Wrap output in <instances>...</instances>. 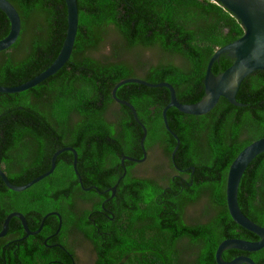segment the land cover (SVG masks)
Returning a JSON list of instances; mask_svg holds the SVG:
<instances>
[{
	"label": "trees",
	"instance_id": "16d2710c",
	"mask_svg": "<svg viewBox=\"0 0 264 264\" xmlns=\"http://www.w3.org/2000/svg\"><path fill=\"white\" fill-rule=\"evenodd\" d=\"M8 1L19 12L21 29L17 40L0 51V85L16 86L45 70L57 56L65 38L67 9L64 0ZM77 5L78 29L68 61L27 90L0 92V168L12 183L24 184L46 171L56 149L70 146L77 152L83 185L95 188H81L73 154L63 151L53 176L64 181L48 184L43 178L16 192L0 178V227L6 215L16 210L14 197L35 191L67 198L59 205L64 229L75 219L67 208L72 202L67 196L75 188L84 202L92 204L81 209L80 230L95 252L94 264H217L215 250L222 240H257L231 218L225 189L231 162L245 146L264 136V71L242 80L236 94L241 105L220 97L202 115L170 107L167 121L179 138L173 158L177 143L162 118L168 89L135 82L117 88L116 96L134 106L146 127L145 149L156 147L165 158L166 164L157 162L158 169L165 171L163 183L159 177L134 175L137 163L128 160L121 177L124 155L142 157L143 132L131 110L111 94L120 80L138 77L151 83L166 81L180 102H197L204 95L210 57L243 34L239 20L215 0H77ZM9 28L0 10V39ZM110 30L116 34L113 39ZM104 45H110L109 54L90 53ZM138 49H157L161 58L156 63L125 58ZM231 63L227 54H221L212 72L219 74ZM54 134L60 140L57 147L48 149ZM15 166H22L29 176L12 173ZM114 185L111 197L107 189ZM201 200L204 220L187 223L183 218L187 208ZM42 202L46 204V198ZM103 202L108 213L95 226L88 217ZM238 204L248 218L264 224V151L253 158L240 179ZM15 221L9 223L12 228ZM240 254L264 264V247L251 252L227 249L222 257L230 260ZM1 255H7L10 264L8 252Z\"/></svg>",
	"mask_w": 264,
	"mask_h": 264
},
{
	"label": "water",
	"instance_id": "95a60500",
	"mask_svg": "<svg viewBox=\"0 0 264 264\" xmlns=\"http://www.w3.org/2000/svg\"><path fill=\"white\" fill-rule=\"evenodd\" d=\"M220 3L222 6L227 8L236 18L239 20L242 28L243 34L236 40L218 48L213 55L210 57L206 71L204 75V95L200 100L194 103H183L180 102L176 97V92L172 84L161 81L157 83H151L142 78L138 77H129L117 82L111 91L113 99L125 106H127L133 115L135 121L142 128V136L140 139V146L142 148V157L135 158L131 156L124 155L121 159L124 172L121 175L123 177L126 173V168L124 165V160L132 162H142L147 157V150L144 146V140L147 134L145 125L140 121L137 116L136 109L134 106L119 97L116 96V90L119 86L128 82H135L149 87H165L169 91V100L165 107L162 109V118L163 123L167 131L176 140V146L174 147L171 156L174 157V153L178 148L179 138L178 136L170 129L167 121V110L170 107H175L180 112L191 115H202L209 112L218 102L220 97L226 98L229 102L234 105H241L236 100V94L239 90L242 80L249 74L262 70L264 71V0H215ZM66 9H67V27L65 38L63 40L62 46L52 61V63L42 72L34 76L32 79L27 80L16 86H3L0 85V92L3 93H15L27 90L40 82H42L47 77L55 74L69 59L76 34L78 29V5L77 0H64ZM0 10L6 15L10 28L8 34L0 39V51L10 47L18 38L20 29H21V18L16 7L8 0H0ZM221 54H227V56L232 59V63L225 70L219 74H214L212 72L213 63L220 57ZM69 150L73 153V169L76 175L79 178V183L84 190H88L91 187H84L81 181L80 174L77 169V152L72 147H64L54 152L51 157L50 168L33 179L29 180L24 184H14L12 183L6 173L0 168V178L4 184L13 191L20 192L33 184L37 183L41 179L45 178L51 172H53L56 166V157L63 151ZM264 151V136L254 140L247 146H245L231 162L226 179V203L229 214L234 222L243 228L254 233L258 239L257 240H246L241 238H226L222 240L216 250H215V261L217 264H256L255 261L245 255L240 254L235 256L230 260H225L222 257L223 251L227 249H238L241 251L251 252L257 251L264 247V224L259 225L248 218L240 209L238 204V186L240 179L255 156ZM173 160V159H172ZM120 177V178H121ZM119 178V179H120ZM118 179V181H119ZM111 191V197L114 196L116 191V185L107 189ZM54 214V212L47 213L39 226L35 231L38 232L46 217ZM59 216V228L61 226V217ZM12 217H18L21 219L23 226L28 230L25 217L19 212H10L2 224L0 230V236L5 235L8 230L9 222ZM58 228V229H59Z\"/></svg>",
	"mask_w": 264,
	"mask_h": 264
},
{
	"label": "flooded vegetation",
	"instance_id": "af4514ba",
	"mask_svg": "<svg viewBox=\"0 0 264 264\" xmlns=\"http://www.w3.org/2000/svg\"><path fill=\"white\" fill-rule=\"evenodd\" d=\"M50 132L54 133V131H50ZM48 140L49 142L52 143L51 146H48V149H51L52 147L54 148L57 147V143L59 142L60 139L56 134H54ZM65 147H70V146H65ZM59 149H56L54 152L58 151ZM148 152L149 151H147V155ZM49 160L51 164V158ZM135 163L138 164L141 162H135ZM46 164H47V160H46ZM49 168L50 166L46 168V170H48ZM22 169H23L22 166L21 167L15 166L11 169V172L15 174H19L18 176H20V178L28 177L29 173L21 171ZM177 170H179V172H182L184 169L177 168ZM53 172H51L49 175L45 177L46 183L51 184L58 181H64L60 177L53 176ZM133 174L136 176L138 175L135 170L133 171ZM176 174L177 173L173 175ZM76 178L77 181L79 182L78 176ZM68 183L75 184V181L74 179H68ZM84 187H91V186H84ZM90 189L92 188H89L88 190H84V189L83 190L89 191ZM72 190L73 191L71 197L67 196L69 199L72 200V202L67 203L68 205L67 208L69 210L70 215L71 214L75 215V219L70 220V225L66 226L64 229H62L63 216L59 211V205L61 204L63 199H67L66 197L50 196L47 192H43L40 194V193H35V191H30L28 194H25L23 196L16 195L14 197L13 201L16 207V210L14 211L21 213L25 217L26 224L30 232H35L39 228L43 217L47 213L54 212V214H51L48 217H46L41 229L38 232L29 233V234L27 233V230L23 226L21 219L18 217H12L11 220L13 218L16 219V221L13 224V228L12 226L9 225L5 235L0 236V263L2 264L8 263L6 259L7 255L4 256L1 255V252L3 253L8 252V258H10V264H94L95 252L91 248L92 247L91 243L84 237L83 232L80 230V226L83 222L81 209L83 206H86L87 208L90 209L92 204L91 202H84L77 189L73 188ZM21 197H23L24 200L23 204L21 203L22 202ZM44 198H46V204L42 202ZM49 200L51 204L49 203ZM106 201H108L107 197L105 198L104 202ZM104 202L102 204V208L96 210L95 211L96 214L93 217L91 216L88 217L89 220H91V222L94 225L96 224L95 223L96 220L103 221V217H105L108 213V210L104 207ZM58 215H60L61 217L60 228H59ZM110 218L112 219V217ZM183 218L187 223L191 221L186 216L185 213L183 215ZM96 232L101 235L107 234V231H100L99 229H97ZM84 243L88 244L89 250L91 249L94 253V258L92 259L91 263L88 262L84 263L83 261L82 254H83Z\"/></svg>",
	"mask_w": 264,
	"mask_h": 264
},
{
	"label": "rangeland",
	"instance_id": "374dc122",
	"mask_svg": "<svg viewBox=\"0 0 264 264\" xmlns=\"http://www.w3.org/2000/svg\"><path fill=\"white\" fill-rule=\"evenodd\" d=\"M109 37L110 39H113L116 37V34L113 32V30L109 31ZM110 45H104L103 48H99L93 52H90L92 55L96 57H101L103 55L109 54ZM140 58L142 61L156 63L160 60L161 56L157 49H138L133 50L126 54L125 58L130 59L131 61H135L137 58ZM177 61V60H176ZM137 67V66H136ZM136 73L138 75L142 74L141 70H137ZM165 163V158L162 156L160 150L158 148H151L148 152L147 158L144 162L138 163L133 171L135 170L139 176L142 177H159L160 182H165L162 179V172H165L162 170V172L158 169L157 162ZM205 202L204 200H201L194 205L187 208L186 216L191 220H204L203 216V210H204ZM88 244L84 243L83 245V254L82 258L84 263L88 262L91 263L92 259L94 258L93 251L88 248Z\"/></svg>",
	"mask_w": 264,
	"mask_h": 264
}]
</instances>
